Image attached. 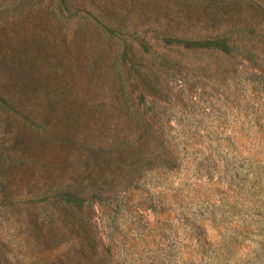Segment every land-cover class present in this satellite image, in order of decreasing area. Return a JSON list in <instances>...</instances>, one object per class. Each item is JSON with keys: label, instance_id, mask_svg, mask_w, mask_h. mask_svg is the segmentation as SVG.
<instances>
[{"label": "rangeland", "instance_id": "1", "mask_svg": "<svg viewBox=\"0 0 264 264\" xmlns=\"http://www.w3.org/2000/svg\"><path fill=\"white\" fill-rule=\"evenodd\" d=\"M0 50V264H264V0H0Z\"/></svg>", "mask_w": 264, "mask_h": 264}, {"label": "trees", "instance_id": "2", "mask_svg": "<svg viewBox=\"0 0 264 264\" xmlns=\"http://www.w3.org/2000/svg\"><path fill=\"white\" fill-rule=\"evenodd\" d=\"M55 10L58 11V9H55ZM43 30H45V29H41V28L35 29V31L38 34ZM0 61H2L1 53H0ZM19 61H20V59H19ZM100 70H101L100 67L97 68V62H93L91 64L89 62V69H88V73H87L88 77L92 78L94 76H98L100 78ZM46 73L48 75H50L51 71L47 70ZM94 79H91L89 82L93 81ZM6 94H7V91L0 88V107L15 112V106H14L12 100L9 99V96H7ZM21 115L26 121L28 120V116L26 114H21ZM138 130H140V132L138 134H136L135 139H137V137H139V139H140L141 135H144L147 139V141H146V144H147L148 139H149L148 137L152 133L151 130L149 128L148 129H138ZM38 131H41V129H38ZM38 136L40 139H45L48 137L47 135H43V134L37 135V137ZM128 142H131V141L127 138L125 139L124 137H119V142H116L115 144L118 143L119 146L122 144L127 145ZM131 144H132V142H131ZM151 153H153V151H151ZM30 159H34L37 162L44 163L43 160L34 157L33 153H31ZM38 172L40 173V177L44 181L43 185H42V188H44V191H43L44 201L46 203H48L49 205L53 206L55 209H59V207L61 205L62 209H64L66 211V210H68V207H72L73 205L82 206L84 203L88 204L89 201L91 200V197H93V195H97V194H99V196L101 195V193H100L101 187H97L95 189V187L93 185L94 183L91 184V181L93 179L86 182L84 186H81V185H78L74 182H71L70 180L69 181H59V180L50 181L49 176L44 175V171H38ZM95 183H97V182L95 181ZM46 212L48 215L47 219L49 220V224H50V231L55 232V230L57 229V225L56 226L54 225V218L51 216L49 211H47V209H46ZM83 246L84 245L81 244L80 246H78L76 248H77V250H80L83 248ZM71 253L74 254L75 250H71ZM97 257H98V254L94 253L92 258H90V259L85 258V259L88 262H94V263L96 260H97L96 262H100V260L101 261L106 260L102 256H101V258L100 257L97 258Z\"/></svg>", "mask_w": 264, "mask_h": 264}]
</instances>
